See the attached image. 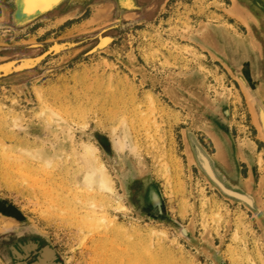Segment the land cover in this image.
Segmentation results:
<instances>
[{
  "label": "rangeland",
  "instance_id": "rangeland-1",
  "mask_svg": "<svg viewBox=\"0 0 264 264\" xmlns=\"http://www.w3.org/2000/svg\"><path fill=\"white\" fill-rule=\"evenodd\" d=\"M239 5L232 14L228 0H174L157 21L122 31L105 49L79 47L0 79V197L48 236L64 264H218L170 220L140 208L137 190L147 179L158 184L170 218L225 264H264L261 223L208 180L187 137L196 132L226 167V153L218 156L224 146L212 142H220L224 125L264 172L256 108L214 52L237 60L254 53L264 62V41L251 26L256 16ZM104 11L73 27L17 34L2 27V15L0 46L96 31ZM97 167L114 192L87 188L85 177Z\"/></svg>",
  "mask_w": 264,
  "mask_h": 264
},
{
  "label": "flooded vegetation",
  "instance_id": "flooded-vegetation-1",
  "mask_svg": "<svg viewBox=\"0 0 264 264\" xmlns=\"http://www.w3.org/2000/svg\"><path fill=\"white\" fill-rule=\"evenodd\" d=\"M173 1L60 0L54 3V5L52 4L51 8L38 11L29 16L23 13V0H0V16H5L2 27L12 31L14 34L23 33L27 30L36 31L39 28L52 24L54 26L58 25L63 27L70 25L73 27L79 19L83 23L91 16L93 18L98 13H101L99 12L100 10H105L103 13V23L96 31H91L92 28H86L84 35L63 40L58 39L59 36H57L52 39H38V41L33 43L18 45L16 47L11 45L0 46V55H11L7 60L0 61V79L20 71L35 70L41 64L46 63L48 59L79 47L87 46V53L105 49L111 45L122 31L142 23L157 21ZM228 1L232 8L234 6L233 0ZM237 1L242 5L243 11L249 8L254 13L256 22H251L252 29L256 37L264 41V0ZM131 13H134V17L136 18L128 19L126 17L127 14ZM243 29H245V33L247 34V28L243 26ZM225 57L226 55L221 56L222 61L224 63L226 62L233 69L238 79L241 76V81L247 89V93L250 95V102L258 112L259 124L264 133V62L262 61V65H260L254 53L250 55L252 60L246 57L242 60H237L238 58L235 59L233 52H231L229 58ZM233 59L238 62L239 67L242 69L239 70L234 67L232 64ZM260 126L259 128L254 127V130L257 136L260 133L264 138L263 133L260 131ZM220 128L222 129V133L218 134L220 142L217 143L218 146H224V149L219 150L218 156L222 159V154L226 153L225 159H223L226 167L222 165V162L218 160L215 152L210 151L203 139L196 132L188 130L187 137L189 139L190 133H193L214 161L218 176L219 174L220 176L222 175L230 185L243 190L244 192H239V194L249 204L255 203L258 209L257 212L248 209L261 223L264 231V209L257 204L253 194H250L240 183L242 176L247 177L248 174V167L246 162L243 161V158L250 159L253 157V153H245L243 150L239 152L235 147L236 140L231 134V131L224 125H221ZM212 142L217 147L216 142ZM259 143L264 147V140ZM194 160L196 166L199 167L195 158ZM0 261L3 264H64L60 253L53 247L48 236L38 232L11 203L1 197Z\"/></svg>",
  "mask_w": 264,
  "mask_h": 264
},
{
  "label": "bare ground",
  "instance_id": "bare-ground-1",
  "mask_svg": "<svg viewBox=\"0 0 264 264\" xmlns=\"http://www.w3.org/2000/svg\"><path fill=\"white\" fill-rule=\"evenodd\" d=\"M58 1H60V0H23V3H22V5H23V8H22L23 9V13L27 14L29 16L33 15V14H35L38 11L46 10L48 8H51L52 4L54 5V3H57ZM234 3L235 4H234V6L231 9V13L232 14H240V11H241L240 10L241 6L239 5L240 2L238 3L237 0H234ZM238 9H239V11H238ZM246 20L247 19L245 18V22L249 24V21L247 22ZM251 34H252V32H251ZM214 47H216V46H214ZM214 52H215L216 56H218V57H221V56H224V55L227 54L226 51H221L220 50V52H219V50H217V49H214ZM225 58H229V55L226 56ZM240 81H241V76H240ZM242 85H243V88L245 90H247L243 83H242ZM257 113L258 112L256 110V122L260 126L259 118H258V114ZM260 131H261V133H263V129H262L261 126H260ZM263 135H264V133H263ZM118 145L120 147L122 145V143L119 142ZM193 147H194V151H195L196 157H197L200 165L202 166L204 171L208 174V176L211 178V180H214L215 182L221 184L223 187L227 188L228 190L232 191L233 193H235L237 195H240L239 192L240 193L244 192L243 190H239L238 188L234 187L233 185H230L228 183V181L226 180V178L223 177L222 175L220 176V174H219V176H218V174L216 173L215 166H214V161L211 159V157L204 150V148L202 147L200 142H198L197 140L193 139ZM95 148H96V146H95ZM87 150H88L87 154H90V155H93L94 152H95L90 147H88ZM95 158L98 159L97 157H95ZM103 168H104V164H103ZM85 183H86L87 188H89V190H91L90 188L93 189L94 185H97L98 187H100L104 191L114 192V190H115L112 180L104 172V169L98 168V167L97 168H93L92 171L88 172V174L85 177ZM95 188H97V187H95ZM102 190H99L98 192H100ZM158 190L161 191L159 189V187H158ZM104 191H102V192H104ZM160 193L157 191V189L151 188L150 193L148 195V200L150 201L149 204L152 203V205H151L152 208H154L155 210H158V211H161V209L163 208L161 199L159 198ZM146 200H147V196H146ZM164 210L166 212L165 206H164Z\"/></svg>",
  "mask_w": 264,
  "mask_h": 264
},
{
  "label": "water",
  "instance_id": "water-1",
  "mask_svg": "<svg viewBox=\"0 0 264 264\" xmlns=\"http://www.w3.org/2000/svg\"><path fill=\"white\" fill-rule=\"evenodd\" d=\"M214 36V35H213ZM215 40V39H214ZM216 45L219 47V40H216ZM216 46V47H217ZM207 49H209L210 52H212V47L210 45H206L205 46ZM238 81L240 82L242 88V82L240 81V79H238ZM244 91H246L243 88ZM246 95L250 98L249 93H247L246 91ZM251 99V98H250ZM258 121V120H257ZM259 127V125H258ZM263 138V137H262ZM193 139L197 140L199 142V140L196 138V136L193 133H190L189 136V145H190V149L194 155V158L196 159L200 169L202 170V172L205 174V176L208 178V180L217 187V189L227 198L230 199L231 201H235V202H239L242 205H245L247 208H249L250 210H254V211H258L257 207L254 204H249L247 201L244 200V198L241 195H237L235 193H233L232 191L228 190L227 188L223 187L221 184L215 182L214 180H211V178L208 176V174L204 171V169L202 168V166L200 165L194 148H193ZM264 140V138H263ZM158 184L153 180V179H147L145 181H143L140 186L139 189L137 190V201L138 204L140 206V208L142 210H144L146 213L153 215L157 218L160 219H166V220H170L172 223H174L177 227H179L180 229V234L182 237H184L186 240H188L189 242L193 243L196 246H200V247H204L210 254H212V256L217 260L218 264H225V260L222 258L221 254H218L216 251L213 250V248L209 247L208 245H206V243L202 242L201 240L197 239L195 237V235L193 234L192 230L182 226L181 223L177 222L176 220L170 218V216L165 212L164 210V206H165V201H164V197L162 195V192L158 190ZM151 188H155L157 189V191L160 193L159 198L161 199L162 202V206L163 208L161 209V211L155 210L154 208H152V203L149 204V200H148V195L150 193ZM160 189V188H159ZM240 190V189H239ZM251 194V193H250ZM146 196H147V200H146ZM155 207V206H154ZM259 214V212H258Z\"/></svg>",
  "mask_w": 264,
  "mask_h": 264
},
{
  "label": "crops",
  "instance_id": "crops-1",
  "mask_svg": "<svg viewBox=\"0 0 264 264\" xmlns=\"http://www.w3.org/2000/svg\"><path fill=\"white\" fill-rule=\"evenodd\" d=\"M261 140L263 141V138ZM216 144L218 146L217 142ZM219 150H221L220 147ZM255 158L257 157H251V160L243 158L248 167V174L247 177L242 176L240 183L248 192L253 194L257 204L264 209V175L261 168L258 167L260 161Z\"/></svg>",
  "mask_w": 264,
  "mask_h": 264
}]
</instances>
